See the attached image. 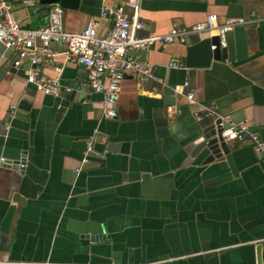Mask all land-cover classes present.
Masks as SVG:
<instances>
[{
    "label": "crops",
    "instance_id": "0c3cea01",
    "mask_svg": "<svg viewBox=\"0 0 264 264\" xmlns=\"http://www.w3.org/2000/svg\"><path fill=\"white\" fill-rule=\"evenodd\" d=\"M40 1L6 0L1 19L41 28L50 8ZM101 5L83 0L79 11L65 10L64 28L82 31ZM211 15L259 23L229 32L225 58L209 68L171 64L217 31L157 45L144 60L137 55L157 80L127 74L118 117L107 121L102 94L87 86L83 66L67 62L65 45H55L56 65L73 91L55 98L28 85L30 65L14 68V53L0 43V264H258L259 248L264 264V164L252 142H226L228 155L204 164L203 152L187 165L205 110L224 124L249 123L264 139V0L144 1L140 36ZM110 27L101 20L100 34ZM95 129V151L83 166Z\"/></svg>",
    "mask_w": 264,
    "mask_h": 264
},
{
    "label": "built area",
    "instance_id": "2783aa9c",
    "mask_svg": "<svg viewBox=\"0 0 264 264\" xmlns=\"http://www.w3.org/2000/svg\"><path fill=\"white\" fill-rule=\"evenodd\" d=\"M101 13L98 19L87 22L82 31L68 32L64 28V8L52 5L48 13V22L38 29L25 27L19 21L1 19L7 8L6 0H0V43L14 53V68L30 65L26 71V82L44 95L59 98L63 93H71L73 88L62 84L63 67L56 65L55 45L66 47L68 63L83 66L87 71V86L103 96L101 121L118 117V103L122 94V83L127 74L132 73L140 81L157 80L152 67L130 55V51L150 50L156 45H186L193 35L203 36L217 31L220 46L227 47V35L239 26L255 25L257 19L228 18L221 22L217 15H211L205 21L193 26L174 27L166 34L140 36L147 29L141 17V4L149 0H127L125 3L110 5L112 0H100ZM101 20H111V27L105 35L100 34ZM215 50L216 46H212ZM184 68L183 62L171 64ZM53 68L56 77H49L43 68ZM189 87L186 81L176 86L177 93H183ZM187 99L194 102L195 94L187 93ZM222 138L225 142L249 139L255 153L264 164V140L249 123L222 124ZM98 129L87 141L82 165L90 162L95 151ZM81 168L77 170L80 172Z\"/></svg>",
    "mask_w": 264,
    "mask_h": 264
},
{
    "label": "water",
    "instance_id": "95a60500",
    "mask_svg": "<svg viewBox=\"0 0 264 264\" xmlns=\"http://www.w3.org/2000/svg\"><path fill=\"white\" fill-rule=\"evenodd\" d=\"M82 2L83 0H41L40 6L50 8L52 5L58 4L64 8V10L79 11ZM212 46H216V49L213 50ZM225 51L226 48L220 46L219 37L202 40L187 48L185 59H183L184 68H209L214 61H221L225 58ZM147 53L148 50L130 51L132 57L136 58L137 55H140L143 60L146 58ZM197 116L201 118L199 123L202 132L200 136L187 147V152L189 153L187 165L193 163L194 159L199 157L203 152L208 153L204 164L221 159L224 155L230 153L229 145L221 136L223 131V120L217 118L216 115L209 110L200 112ZM17 167L21 174H23L25 171V158H22L21 162H18ZM258 264H263L260 248L258 249Z\"/></svg>",
    "mask_w": 264,
    "mask_h": 264
}]
</instances>
